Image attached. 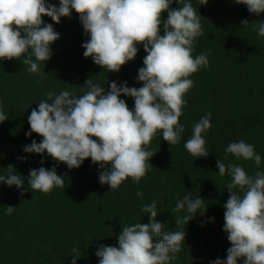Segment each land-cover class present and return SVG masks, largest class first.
<instances>
[{"label": "trees", "instance_id": "16d2710c", "mask_svg": "<svg viewBox=\"0 0 264 264\" xmlns=\"http://www.w3.org/2000/svg\"><path fill=\"white\" fill-rule=\"evenodd\" d=\"M186 2L200 15L203 32L195 39L192 55L207 53L209 63L189 77L193 85L184 96L180 123L185 130L179 143L171 146L158 130L147 146L156 153L148 160V171L138 184L129 177L111 190L110 185L99 182L102 169L91 158L79 168L69 169L46 152L27 153L23 149L33 140L39 143L43 139L35 132L31 136L27 133L31 131L28 116L46 98L45 93L82 95L89 78L106 92L112 81L143 86L137 80L147 55L143 44L137 45V56L119 72H107L83 55L82 45L90 36L73 9L71 17H61L60 23L43 16L60 38L51 45V57L38 62V72L29 73L20 59L0 60V111L8 115L0 122V175H6L7 167L14 165L25 180L23 188L0 182V264H71L73 247L81 256L77 264H99L95 255L98 246L118 247L123 223L149 222L150 214L140 210L143 204L156 200L157 220L165 224L164 230H182L176 226L175 217L189 213L186 209L173 213L172 209L185 195L204 199V214L198 210L182 226L186 237L178 258L170 264H212L217 258H227L231 243L223 230L224 204L230 196L227 184L231 178L220 176L216 165L218 159H224L226 164L241 165L250 176L264 171V37L252 24L264 21V13H250L246 5L235 0H208L206 5L200 0ZM46 3L59 6L60 0ZM180 6L178 0L170 5ZM163 17L167 18V11ZM245 19L249 21L247 27L241 23ZM160 30L163 35V24ZM121 99L134 110L133 97L122 94ZM208 113L212 126L202 136L209 155L194 157L184 145L193 134V125ZM241 139L261 156L259 168L252 160L225 153L229 143ZM53 166L64 176V187H54L49 193L32 191L27 185L30 170H50ZM138 190L142 196L136 195ZM235 191L243 195L239 188ZM9 205L14 206L11 215L5 214ZM238 264H243V258Z\"/></svg>", "mask_w": 264, "mask_h": 264}, {"label": "clouds", "instance_id": "9594fccd", "mask_svg": "<svg viewBox=\"0 0 264 264\" xmlns=\"http://www.w3.org/2000/svg\"><path fill=\"white\" fill-rule=\"evenodd\" d=\"M172 3L173 0H60L57 6L46 0H0V60L20 59L29 73L40 70L38 62L51 57V45L60 38L52 23L45 24L43 16L60 23L61 17H71L73 9L90 36L82 45L83 55L91 57L107 72H119L133 60L138 44H143L147 53L144 66L138 70L141 87L112 81L110 91L106 92L89 78L82 95L69 91L45 93L46 98L28 116L31 131L27 133L31 136L35 132L43 139L39 143L33 140L23 150L46 152L69 169L79 168L91 158L102 169L99 182L110 185L111 190L118 189L129 177L138 184L148 171V160L156 153L147 146L157 131H162L163 140L171 146L179 143L185 130L180 123L184 96L193 85L189 77L209 63L207 53L192 55L195 39L203 35L200 15L186 0H178L181 6L177 8H171ZM200 3L206 5L208 0ZM235 3L246 5L250 13H264V0H235ZM241 23L244 27L249 25L247 19ZM252 24L258 35L264 37V21ZM122 94L134 98V110L121 99ZM6 119L8 115L0 111V122ZM211 126V113L193 125V134L184 147L194 157L209 155L202 133ZM225 153L252 160L257 168L261 163L254 146L242 139L229 143ZM216 166L220 176L231 178L227 184L230 196L224 204L223 225L231 247L226 259L217 258L212 264H238L240 258L243 264H264V171L250 176L241 165L226 164L224 159H218ZM7 170L6 175H0V182L23 188L25 180L15 171V166L9 165ZM63 178L56 166L50 170L34 168L30 170L27 185L34 192L49 193L54 187H64ZM237 188L243 195L235 191ZM136 195L143 193L138 190ZM204 202L201 197L192 199L189 195L178 199L172 212L186 209L189 213L175 217L176 226L182 229L179 231L164 230L165 224L157 220L156 200L141 205L140 210L150 214L149 222L123 223L118 247L98 246L95 255L100 258L99 264H170L178 258L176 254L186 237L182 226L198 210L204 214ZM13 211L14 206L9 205L5 214L11 215ZM72 253L71 264H77L81 257L79 249L73 247Z\"/></svg>", "mask_w": 264, "mask_h": 264}]
</instances>
